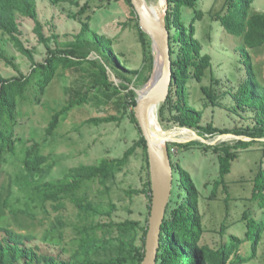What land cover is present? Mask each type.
I'll return each mask as SVG.
<instances>
[{
    "label": "trees",
    "instance_id": "1",
    "mask_svg": "<svg viewBox=\"0 0 264 264\" xmlns=\"http://www.w3.org/2000/svg\"><path fill=\"white\" fill-rule=\"evenodd\" d=\"M111 1L121 0H97L96 3L87 0L79 4L75 14L80 22L77 38L63 46L52 47L44 36L37 17V0H0V59L16 71V74L10 77L0 73V170L1 165L6 163L9 157L13 156L19 160L20 166L12 175L15 183L25 187V199L20 201L17 198L15 201L23 202V205L11 203L13 197L11 183L6 193L3 189L0 190V204H4L12 214L21 213L34 219L38 210L45 207L46 202L53 203L58 209L65 206V201H69L78 209L82 221L76 226L75 246L68 256L41 251L37 245L26 242L25 239H29L30 236L3 228L6 234L0 237V264H140L144 257L151 186L145 139L133 113L136 103L135 85L130 84L134 77L144 72H146L144 79L148 81L154 57L151 39L140 29L130 0H122L129 9L128 19L124 25H129L135 30L142 54L141 67L128 68L115 50L113 38L90 28L94 6L100 7L104 2ZM254 1L223 0L220 9L211 13V19L218 21L233 40L239 41L234 50L245 76L233 97L239 107L251 108L255 112L254 125L229 130L215 127L210 123L202 125L201 110L193 107L188 100L187 85L192 80L201 83L209 74L214 82H218L211 71L210 55L203 53L201 43L194 36L195 21L202 16L195 8L196 0H166L165 25L169 33L172 83L166 100L158 106L157 115L162 120L170 119L177 126L196 130L199 135L205 137L219 131L244 135L251 137V140L239 139L232 144H206L198 141L168 143L174 190L173 192L171 190L170 201L160 227L155 264H236L248 262L256 256V248L264 232V217L254 218L246 211L239 220L245 222L243 237L231 234L227 242H222L214 248L201 243L204 226L203 217L198 209L199 188L189 170L179 161L173 160L171 152L173 147L189 149L194 146L212 151L218 165V174L214 180L217 185L224 184L225 176L230 173L232 162L239 151L254 145L259 146L261 154L252 179L251 194L247 199L256 202L264 215V140H257L264 138V85L257 80L249 53V48L264 44V12L250 13ZM183 7L194 11V16L187 25L183 21ZM17 14L34 21V30L46 48V55L42 61H36L32 49L25 47L20 40ZM3 37L28 58L30 62L28 72L23 73L13 62V58L4 48ZM92 53L95 57L91 56ZM108 69L120 79L118 84L110 80ZM67 73L75 75L74 77L79 78L82 83L70 88L71 94L66 103L53 111L44 128L43 140L54 135L72 108L90 101V94L93 91H97L101 96L93 95L94 99L103 100L109 106L111 103L114 110L120 112L122 109V113L127 114L138 132V138L120 157H101L95 163H80L70 166L60 178L46 179L54 163L51 155L43 152L41 141L34 140L31 144L24 145L22 135L18 132L23 117L22 106L25 103L40 102V98L54 78ZM199 89L212 105L217 104L220 95L216 93L212 84L208 86L201 84ZM121 118L122 116L108 114L102 117L91 116L85 121L98 125L119 121ZM20 142L21 149L18 148ZM137 148L142 149L145 175L142 187L133 188L129 193L145 196L147 217L143 224L139 220L129 218L115 221L111 218L114 204L110 203L108 207H103L102 204L94 202L91 185L96 183L105 187L107 191L108 183L128 165ZM103 216L109 217L110 220L107 222L100 220ZM57 221L61 226L65 225L62 217L57 216ZM138 234L139 244L136 243ZM59 236L63 238L62 232ZM246 240L248 253H240L242 249L247 250L244 245ZM62 250L65 251L64 248Z\"/></svg>",
    "mask_w": 264,
    "mask_h": 264
},
{
    "label": "rangeland",
    "instance_id": "2",
    "mask_svg": "<svg viewBox=\"0 0 264 264\" xmlns=\"http://www.w3.org/2000/svg\"><path fill=\"white\" fill-rule=\"evenodd\" d=\"M87 0H37V17L42 25L44 36L52 47L63 46L66 42L77 38L80 31L79 19L75 16L79 4ZM96 3L97 0H90ZM154 10L161 11L164 0H146ZM223 0H196L195 8L202 13L200 19L195 21V37L202 45L203 53L211 58V71L218 82H214L207 74L201 83L192 80L188 83V100L196 109L202 112V125L212 124L218 128H245L255 123V112L251 108L239 107L233 94L237 91L241 79L245 76L241 64L237 62L235 46L239 41L233 40L226 33L218 21L211 19V13L219 10ZM165 9V12H166ZM264 12V0H255L250 8V13ZM166 14V13H165ZM129 15V9L124 1L104 2L100 7L94 6L91 13L90 28L99 34H105L114 40V48L125 61L128 68H139L142 65L140 44L134 28L124 25ZM183 21L187 25L194 16L191 8L183 7ZM19 24V38L24 46L32 49L34 59L42 61L46 55V48L38 39L34 30V21L17 14ZM3 45L13 62L23 73L29 71L28 58L20 53L13 44L3 37ZM253 69L259 83L264 85V44L249 48ZM95 57V54H91ZM0 73L5 77L16 74L15 69L0 59ZM110 80L119 83L120 79L108 69ZM145 73V74H144ZM132 79L131 86L141 89L145 86L146 72ZM75 75H57L47 88L40 102L25 103L22 106L23 117L18 128L24 140V145L32 141L42 142L44 153L51 155L54 163L46 179H57L64 176L70 166L80 163H95L101 157H120L123 151L138 138V132L130 122L127 114L117 112L113 105L105 101L94 99L92 96L101 97L97 91L90 94V101L72 108L65 120L61 121L54 135L44 138V128L47 125L54 110L59 109L70 97V88L79 85L82 81ZM131 77V76H130ZM213 85L216 93L220 95L216 105H212L208 98L200 91V85ZM97 92V93H96ZM154 109L155 126L163 133L175 128L185 129L197 134L196 130L186 129L175 125L170 119H161ZM114 114L122 116L117 121L101 123L98 125L88 124L85 120L91 116L102 117ZM21 119V118H20ZM164 130V131H163ZM232 132H214L205 138L208 141L219 143H234L241 139ZM188 138V139H187ZM191 137H186L177 142H186ZM172 143V142H169ZM22 146L19 143L18 148ZM21 152V150H20ZM173 160L179 161L184 168L189 170L199 188L198 209L203 217L204 232L201 243L210 247H217L222 242H227L231 234L238 237L244 235L243 220L239 221L246 211L254 218L262 215V208L247 198L251 194L252 179L254 177L257 161L261 154L259 146L254 145L249 149L241 150L233 160L231 171L225 176L224 184H215L218 174V165L215 154L204 150L199 146L189 149L173 147L171 149ZM20 153L18 150V155ZM182 157V158H181ZM20 166L19 160L13 156L1 165L0 190L6 193L9 184L13 191L11 203L23 205V202H15L25 199V187L15 183L13 173ZM142 149L137 148L131 156L127 166L119 171L112 181L108 183V189L96 183L91 185L94 202L103 207L114 204L111 218L122 221L127 218L139 220L144 223L147 217L146 198L143 194L129 193L133 188H141L144 178ZM174 187L172 186V192ZM65 206L56 209L54 204L46 202L43 209H39L36 217L28 218L24 214H12L4 204H0V237L6 234L3 228H9L15 232L30 236L25 239L27 243L37 245L41 251L68 256L75 246L76 226L81 224L78 209L69 201ZM57 216L62 217L65 225L61 226ZM165 216V215H164ZM100 218V217H96ZM102 221H109V217L103 216ZM224 223V225H221ZM62 232L63 238L59 233ZM140 234L136 237V243H140ZM244 254L248 253V242H244ZM64 248V252L62 250ZM256 256L248 262L236 264H264V232L256 248Z\"/></svg>",
    "mask_w": 264,
    "mask_h": 264
},
{
    "label": "water",
    "instance_id": "3",
    "mask_svg": "<svg viewBox=\"0 0 264 264\" xmlns=\"http://www.w3.org/2000/svg\"><path fill=\"white\" fill-rule=\"evenodd\" d=\"M130 1L136 12L140 29L151 39L154 57L152 72L145 86L141 89L134 88L136 103L133 107V113L141 135L145 139L151 186V202L145 235L144 257L140 264H155L156 252L159 246L160 227L170 201L173 182V168L168 152V143L177 141H169L168 138L155 132L151 124V117L154 109L164 102L169 94L172 83V61L169 33L165 25L166 7L158 12L154 11L146 0ZM164 2V6L167 5L166 0ZM183 128L190 129L188 127ZM239 137L243 140H251V137L244 135H239ZM257 140H264V138H257ZM188 141L214 144V141H208L204 135H199L198 133Z\"/></svg>",
    "mask_w": 264,
    "mask_h": 264
},
{
    "label": "bare ground",
    "instance_id": "4",
    "mask_svg": "<svg viewBox=\"0 0 264 264\" xmlns=\"http://www.w3.org/2000/svg\"><path fill=\"white\" fill-rule=\"evenodd\" d=\"M154 10V9H153ZM157 11V10H154ZM159 12V11H158ZM151 124L152 127L154 128V131L159 133L160 135H163L164 137L168 138L169 141H176V140H182L186 137H195L194 132L189 131V130H185V129H180V128H175L167 133H163L160 130L157 129V127L155 126V118H154V112L153 115L151 117ZM164 131V130H163ZM188 139V138H187Z\"/></svg>",
    "mask_w": 264,
    "mask_h": 264
}]
</instances>
